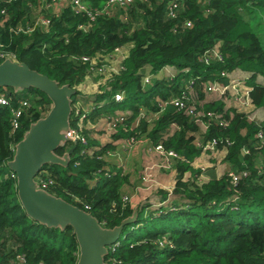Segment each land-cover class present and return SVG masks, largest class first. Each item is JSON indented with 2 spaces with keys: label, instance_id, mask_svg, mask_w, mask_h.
<instances>
[{
  "label": "trees",
  "instance_id": "1",
  "mask_svg": "<svg viewBox=\"0 0 264 264\" xmlns=\"http://www.w3.org/2000/svg\"><path fill=\"white\" fill-rule=\"evenodd\" d=\"M83 1L100 9L106 0ZM41 17L48 19L46 27L36 24L31 32L23 31ZM4 58L76 89L70 128L78 129L85 142L75 143L67 167L46 164L36 178L50 181L47 191L91 212L101 225H118L134 206L122 201L125 178L105 157L113 144L96 138L99 117L112 116L122 106L130 114L116 126L113 139L143 135L149 144L175 152L173 187L154 192L162 195L157 207L136 206V220L123 227L105 257L108 264H264V0H133L92 21L74 12L67 0L0 2V62ZM100 66L106 69L98 73ZM165 66L175 72L157 77ZM237 70L245 73L253 109L261 108L263 118L226 107L221 98L206 100L207 82H227L221 71ZM95 73V93L80 95L78 86ZM146 74L152 77L143 85ZM0 92L9 102L0 105V264H76L72 228H49L29 218L7 167L14 144L51 102L35 88L0 87ZM117 92L124 93L121 102L112 99ZM156 98H181L219 117L203 116V128L172 104L156 118L140 115L141 106L158 111ZM22 100L27 106L13 129L10 108ZM82 114L95 127L79 128ZM213 139L217 151H225L228 170L204 181L199 179L204 170L192 162L202 154L201 145ZM71 146L55 152L61 155ZM86 147L92 153H82ZM230 172L238 175L236 182ZM148 222L159 227L145 230Z\"/></svg>",
  "mask_w": 264,
  "mask_h": 264
},
{
  "label": "water",
  "instance_id": "2",
  "mask_svg": "<svg viewBox=\"0 0 264 264\" xmlns=\"http://www.w3.org/2000/svg\"><path fill=\"white\" fill-rule=\"evenodd\" d=\"M0 87H10L14 92L35 88L51 102L46 114L31 122L22 138L14 144L12 158L7 161V167L15 176L17 197L26 215L49 228L63 230L70 226L78 244L76 264H108L105 257L109 246L119 238L125 225L136 220L137 207L118 225L105 227L91 212L51 194L36 180L44 165L67 167L73 156L76 141L68 132L72 96L76 89L67 83L59 84L26 63L10 58L0 62ZM67 143H72V146L63 154L55 152Z\"/></svg>",
  "mask_w": 264,
  "mask_h": 264
},
{
  "label": "built area",
  "instance_id": "3",
  "mask_svg": "<svg viewBox=\"0 0 264 264\" xmlns=\"http://www.w3.org/2000/svg\"><path fill=\"white\" fill-rule=\"evenodd\" d=\"M10 1L12 0H0V2H10ZM52 1L53 3L58 2V1L61 3L66 2V0H52ZM67 1L69 2V5L74 12L76 13L84 12L87 15V17L92 21L94 20L96 15L110 13L113 10H115V8H125L133 0H106L100 9H91L88 6V4L85 3L83 0H67ZM175 7H176V3L173 2L169 8V13L171 16H174ZM1 12H4V9H2ZM36 24H40L41 26L46 27L49 24V21L48 19L41 17L34 22L32 27H28L27 29L23 31H26L28 33L31 32L34 29ZM186 26H190V23H186ZM17 30L19 31L22 29L17 28ZM211 52L214 56H217L218 58H220V55L216 49L211 50ZM168 68H171L172 70L167 71ZM105 69L106 68H104V66H100L98 68V73L104 72ZM164 69L165 71H167V75L175 72V69L173 67L165 66L162 70ZM230 74L231 73H228L225 71H221L220 73V75L225 76L227 78V82H221L219 80L207 82L205 85L206 93L215 94L217 98H221L223 102L225 103L226 107L232 106L233 108H236V109L243 107L242 110L248 112L250 108H253L251 99L249 97L251 87L245 84V81H244L245 75L244 76L242 75L241 77H239V76H234V75L232 76ZM151 77L152 75L146 74L142 79L143 85L149 83ZM3 88H6V87H3ZM123 98H124L123 92H117L113 94V97H112V99L115 102H121ZM156 102L158 106V111L156 112L151 111V113H147L149 120L156 118L160 114V112L164 110L167 104H172L178 109L183 110L185 114L189 115L193 120L198 122L203 128H206V125L204 124L202 120L203 116L206 115V116L219 117V115H215L213 112H210V111L204 112L202 109L197 108V106L194 103L192 102L186 103L185 100L181 98H171L168 101L156 98ZM7 104H9L8 99L6 98L3 92H0V105H7ZM26 106H27V101L22 100L19 102L18 106L10 108V111L12 114V120H13V123H12L13 129H15L18 126V119L21 116V112L25 109ZM247 108L249 109L246 110ZM237 111H240V110L237 109ZM144 113L146 112H142V110H140V115H143ZM129 114H130L129 110L122 109V110H116L115 114L112 116L104 117V122L102 125V133H103L102 143L103 144L108 143V142H111L113 144L121 140L120 138L113 139L112 135L116 132V126L118 124H122L125 118L127 117V115ZM84 119H85V115L82 114V116L80 117L78 121L79 128H81V126L84 124L86 125V127H95V124H92L89 121V119L85 121ZM136 122L137 120H135V123ZM220 123L225 124L223 120H221ZM68 135L72 137L73 140H75L76 142L77 141H81L82 143L85 142V139L83 138V136H81V134L78 132V129L76 128H73V129L70 128ZM144 140H146V138L143 135L139 136L138 138L131 137L127 139H122V141L124 142L126 146H130L135 142L144 141ZM217 143L218 141L216 139H213L201 145L202 154L204 155L208 151L212 154H215L217 152V149H216ZM151 148L156 152L158 159L154 162L146 164L143 167L141 176H140V187L148 194H151L155 192L156 190L163 188L160 181L158 182L157 180L156 173L173 171V160L174 158H176V154L173 150L165 149L161 144H153L151 145ZM13 149H14V146H13ZM81 152L82 153H92V149L89 147H86L82 149ZM107 154H110V153L107 152ZM200 168L203 169L204 167L203 168L200 167ZM229 175L231 176L233 182H236L238 180V175L233 174L231 172L229 173ZM36 180L38 184L40 185V187L44 189L47 183H50V181L39 182L37 178ZM168 191L170 192V190ZM129 200L130 198L128 195H122V201L124 203L129 202ZM158 203L159 202L157 201V203L153 204V206L157 207L159 205ZM115 244H116V241L109 246V249Z\"/></svg>",
  "mask_w": 264,
  "mask_h": 264
},
{
  "label": "crops",
  "instance_id": "4",
  "mask_svg": "<svg viewBox=\"0 0 264 264\" xmlns=\"http://www.w3.org/2000/svg\"><path fill=\"white\" fill-rule=\"evenodd\" d=\"M63 4V3H61ZM168 70H172L171 68H168ZM167 71L161 70L157 73V77H164L167 75ZM241 73L240 75L244 76V72H241L239 70L232 72L230 75L238 76L237 74ZM226 82V81H223ZM249 85V84H247ZM216 97L213 94L206 93V100L207 101H213V98ZM86 109L92 108V103H87ZM140 110L142 112L151 113L149 109L146 107L141 106ZM104 122V117H99L98 123H97V133L96 138L98 139L99 143H102L103 133H102V125ZM114 149L110 150L105 157L108 160L109 163L115 164L118 168L121 169V174L124 176L125 181L123 182V185L121 187V194L122 195H128L130 198V205L131 206H141L146 203L156 204L157 202H153L155 200H159L162 195L153 196L154 192L151 194H148L140 187V176L143 167L151 162H154L158 159V156L156 152L151 148V144L147 140L144 141H138L133 143L130 146H126L122 139L116 143H113ZM225 151L223 149L218 150L215 154L205 153L204 155L201 154L199 157H196L192 164L193 167H198L201 164L199 163L201 160H204V156L207 155L210 157V160L215 162L216 165L208 166L207 168H203V173L199 176V179L201 180H208L209 177L217 176L224 174L228 170V165L222 161L220 164L221 158H223ZM217 155V156H216ZM210 160H207L209 163ZM218 163V164H217ZM222 170V171H219ZM159 174V181L163 186V190H171L173 187V183L175 181V171L171 172H157ZM147 196H151L147 197ZM154 198V200H153ZM173 200V198H170ZM170 200V201H171ZM164 204H168L167 201L163 202Z\"/></svg>",
  "mask_w": 264,
  "mask_h": 264
},
{
  "label": "rangeland",
  "instance_id": "5",
  "mask_svg": "<svg viewBox=\"0 0 264 264\" xmlns=\"http://www.w3.org/2000/svg\"><path fill=\"white\" fill-rule=\"evenodd\" d=\"M258 17H259V19H260V17H262V14H260V13H258V15H257ZM261 21V20H260ZM263 21V20H262ZM258 27V26H257ZM241 73H238L237 75L239 76V77H241L242 75H240ZM98 77V74L97 73H95V74H93V75H91V76H89V78H87V80H86V82H85V84L83 83L81 86H78V91H79V94L81 95L82 94V96L83 95H87V96H90V95H92V94H94L95 93V91L97 90V84H96V79L95 78H97ZM165 77H167V76H165ZM262 81H263V79H261ZM213 95H215V94H213ZM72 98H74V96H72ZM80 98V97H79ZM124 107H122V106H117L115 109L116 110H122ZM238 110H242L243 109V107H240V108H237ZM249 108H247L246 110H248ZM243 111V110H242ZM252 112V114H253V116H255L256 118H258V119H260V118H263V110L261 109V108H256V109H253V108H250V110H249V112ZM209 156H210V154H208ZM207 156V155H205L204 156V160H201L199 163L201 164L200 166H198L199 168L201 167V166H203V167H205V168H207L208 166H212V165H216L215 164V162H213V161H211L210 160V157L212 158V156ZM217 156V155H216ZM207 160H210V162L208 163L207 162ZM223 161V159L221 158V160H220V162H219V164L221 163ZM218 164V163H217ZM219 171H222V170H219ZM156 176H157V180H158V182H159V174L158 173H156ZM174 184V183H173ZM153 200H154V198H153ZM153 202H157V200H155V201H153ZM157 227H159V224H156V225H153V224H151L150 222H148L147 223V225L145 226V230H151V229H153V228H157ZM144 232V229H141V230H137V233H143Z\"/></svg>",
  "mask_w": 264,
  "mask_h": 264
}]
</instances>
